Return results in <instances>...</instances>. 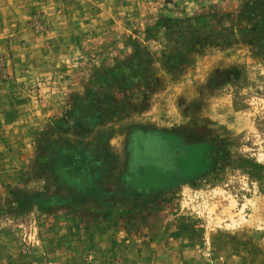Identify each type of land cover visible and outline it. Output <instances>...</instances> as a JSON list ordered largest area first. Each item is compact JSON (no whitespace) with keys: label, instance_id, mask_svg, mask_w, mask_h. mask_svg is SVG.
<instances>
[{"label":"rangeland","instance_id":"374dc122","mask_svg":"<svg viewBox=\"0 0 264 264\" xmlns=\"http://www.w3.org/2000/svg\"><path fill=\"white\" fill-rule=\"evenodd\" d=\"M0 264H264V0H0Z\"/></svg>","mask_w":264,"mask_h":264}]
</instances>
